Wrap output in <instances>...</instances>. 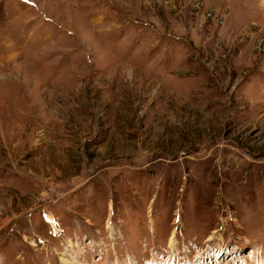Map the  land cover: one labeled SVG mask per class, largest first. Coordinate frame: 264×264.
<instances>
[{
    "label": "rangeland",
    "instance_id": "rangeland-1",
    "mask_svg": "<svg viewBox=\"0 0 264 264\" xmlns=\"http://www.w3.org/2000/svg\"><path fill=\"white\" fill-rule=\"evenodd\" d=\"M264 263V0H0V264Z\"/></svg>",
    "mask_w": 264,
    "mask_h": 264
},
{
    "label": "bare ground",
    "instance_id": "bare-ground-1",
    "mask_svg": "<svg viewBox=\"0 0 264 264\" xmlns=\"http://www.w3.org/2000/svg\"><path fill=\"white\" fill-rule=\"evenodd\" d=\"M67 264H69V263H67ZM261 264H264V263H261Z\"/></svg>",
    "mask_w": 264,
    "mask_h": 264
}]
</instances>
